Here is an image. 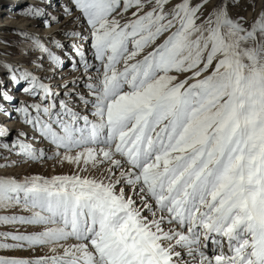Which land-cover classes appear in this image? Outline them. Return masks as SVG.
<instances>
[{"label":"snow or ice","instance_id":"1","mask_svg":"<svg viewBox=\"0 0 264 264\" xmlns=\"http://www.w3.org/2000/svg\"><path fill=\"white\" fill-rule=\"evenodd\" d=\"M20 15L45 75L0 59V170L71 171L0 176V250L32 253L0 264H264V0Z\"/></svg>","mask_w":264,"mask_h":264},{"label":"rangeland","instance_id":"2","mask_svg":"<svg viewBox=\"0 0 264 264\" xmlns=\"http://www.w3.org/2000/svg\"><path fill=\"white\" fill-rule=\"evenodd\" d=\"M9 1L10 0H6V1L1 0L0 1V10H2V7H5V9H6L5 11L0 12L1 24H2V21L3 22L9 21L11 23L9 27H6V30L0 29V36L2 37V38H0V41H7L8 42L7 45L0 43V53H9V55L4 56V57H0V58L2 60L6 59L8 62L10 61L11 64L13 62H16L17 65H19V66H23V64H24L27 68L32 69V67H33V68L37 69L35 63H30V61H33L35 59V57L20 54V49L26 50L28 48V45L26 43H20V41L23 38L19 37L17 35H14L11 31V29L16 28V27H17L16 29H18L19 27H20L19 29H21V28H23L21 26V24H26V22H29L28 20L24 19L20 15V10L23 8L24 5L29 4V3H35L36 0H31V2H29V3L26 2V0H24V1L23 0H14L13 2H9ZM10 13H12V15L13 14H17V15L16 16H10ZM26 26H28L27 30L36 31V29H29L30 28L29 25H25V27ZM61 26L62 25H56V24H54L52 26L53 29L56 30V32L53 34V36H56L57 39H61L60 35L58 34ZM1 28H3V27H1ZM23 29H26V28H23ZM44 32H46V28L40 27L38 34L41 33L44 35ZM56 52H57V54H60L59 50H57ZM39 71L40 70H38L36 73H39ZM34 72H35V70L33 71V74L35 75L36 73H34ZM1 73H3V71H1ZM67 78L70 79L71 77H67ZM17 95H18V93H17ZM13 124L14 123H12L11 125H13ZM15 125L17 127H23V125L18 124V123H16ZM9 170H11V169H9ZM12 170H14V169H12ZM14 171L11 174L9 172H7L5 175H7V176L8 175L9 176H14V175L15 176H21L22 174H28V175H40V176L49 177V176L61 174V173H70L71 169L67 165H65L63 168H61V167L53 168L51 163H48V164H45L43 166L33 165L31 167H28V168H16ZM19 172H21V173H19ZM12 211L19 214V209H15ZM0 214H3V213H0ZM9 214H11V212ZM0 230L9 231L12 229L10 227L0 226ZM20 230L25 231V228L21 227ZM27 230L32 231L33 229L31 227H29ZM45 251H46V249L38 250L36 254L42 255V254H44ZM0 255L27 257V256L32 255V253L31 252H23V251L0 250Z\"/></svg>","mask_w":264,"mask_h":264},{"label":"bare ground","instance_id":"3","mask_svg":"<svg viewBox=\"0 0 264 264\" xmlns=\"http://www.w3.org/2000/svg\"><path fill=\"white\" fill-rule=\"evenodd\" d=\"M1 1V0H0ZM6 1V0H5ZM14 0H10L9 2H13ZM24 1V0H23ZM26 2H31V0H26ZM6 9H5V7H2V10H0V12H2V11H5ZM17 14H13L12 15V13H10V16H16ZM10 22L9 21H2V24H1V21H0V29H2V30H6V27H9L10 26ZM25 25H29V22H26V24H21V26L23 27V28H28V26H26L25 27ZM1 27H3V28H1ZM5 27V28H4ZM17 28V27H16ZM20 28V27H19ZM18 28V29H19ZM23 28H21V29H23ZM29 29H31V28H29ZM8 30V29H7ZM53 29V27H50V28H46V32H44V35L43 34H41V33H39L38 35H40L41 37H43V38H48V37H50V36H53V34L56 32V30H54ZM0 38H2L1 36H0ZM57 50V49H56ZM1 59V58H0ZM10 62V61H9ZM11 63V62H10ZM13 64V63H12ZM35 66V65H34ZM22 67V66H21ZM24 67V66H23ZM45 67H47V61H45ZM0 69H2V68H0ZM32 69H34L35 70V72L34 73H36L38 70L37 69H35V68H33L32 67ZM2 71L4 72V69H2ZM44 72V71H43ZM1 73V72H0ZM39 73H40V71H39ZM39 73H36V75H38ZM17 98L18 99H26V97L25 96H23V95H20L19 93H18V95H17ZM16 123H14L13 125H9L11 128H13V129H15V128H18L16 125H15ZM15 170V169H14ZM14 170H9V169H7V170H0V176H7V175H5L7 172H9L10 174L14 171ZM15 172V171H14ZM19 173H21V172H19ZM9 176V175H8ZM0 231H3V230H0Z\"/></svg>","mask_w":264,"mask_h":264}]
</instances>
